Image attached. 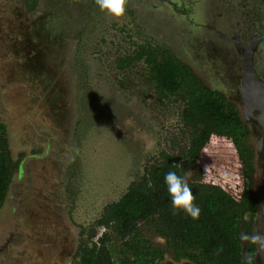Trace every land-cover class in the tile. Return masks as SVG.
<instances>
[{
	"label": "rangeland",
	"instance_id": "374dc122",
	"mask_svg": "<svg viewBox=\"0 0 264 264\" xmlns=\"http://www.w3.org/2000/svg\"><path fill=\"white\" fill-rule=\"evenodd\" d=\"M151 1L127 0L117 18L95 0H0V119L11 169L0 264H72L79 246L103 231L114 238L96 225L104 207L139 183L160 152L180 156L197 139L196 165L183 171L188 181L214 183L235 198L246 185L262 197L264 144L255 151L262 130L239 98L243 53L233 39L237 31L244 44L259 38L254 67L264 80V0ZM144 43L170 52L236 105L255 152L250 177L228 138L183 123L180 96L158 99L142 60L117 65ZM143 230L166 251L156 264L189 263Z\"/></svg>",
	"mask_w": 264,
	"mask_h": 264
},
{
	"label": "trees",
	"instance_id": "16d2710c",
	"mask_svg": "<svg viewBox=\"0 0 264 264\" xmlns=\"http://www.w3.org/2000/svg\"><path fill=\"white\" fill-rule=\"evenodd\" d=\"M137 60L146 65L156 96L160 101L180 96L185 101L181 118L186 126H202L208 134L228 138L241 165L243 177L253 173L255 152L249 130L236 105L221 92L202 86L191 70L170 52L149 43L118 58L120 68ZM7 125L0 119V208L11 181L10 159L6 146ZM200 140L192 141L180 156L159 153V160L150 165L137 184L130 185L118 200L107 204L96 225L103 231L90 246L78 248V260L72 264H156L166 251L145 237L143 228H152L165 239L175 261L188 264H247L253 255L257 264L256 246L241 239L252 234L260 209V196L243 186L238 198L227 194L214 183L188 181L200 208L198 219L183 210H174L164 176L175 171L184 176L186 168L195 167ZM120 244L115 245L114 241ZM118 253L114 257V253Z\"/></svg>",
	"mask_w": 264,
	"mask_h": 264
},
{
	"label": "water",
	"instance_id": "95a60500",
	"mask_svg": "<svg viewBox=\"0 0 264 264\" xmlns=\"http://www.w3.org/2000/svg\"><path fill=\"white\" fill-rule=\"evenodd\" d=\"M258 42L259 40L253 37L252 41L244 44L238 34L235 35L234 40L235 48L243 53L239 68V98L247 118L255 121L262 130V136L255 151L262 149L264 141V80L258 75L254 67V52ZM260 199V209L257 215L259 222L264 213V193ZM257 264H264V252L258 253Z\"/></svg>",
	"mask_w": 264,
	"mask_h": 264
},
{
	"label": "clouds",
	"instance_id": "9594fccd",
	"mask_svg": "<svg viewBox=\"0 0 264 264\" xmlns=\"http://www.w3.org/2000/svg\"><path fill=\"white\" fill-rule=\"evenodd\" d=\"M96 5L102 12H107L114 17H122L126 12L127 0H95ZM218 147V145H213ZM207 152V150H206ZM209 168H206V174ZM223 178L227 182L229 173L227 171L222 173ZM164 181L167 186V192L171 198L172 207L174 210H183L193 219H198L200 215V208L194 203L195 196L192 188L189 186L186 176H180L175 171H169L164 176ZM241 239L250 242L256 246V253L264 252V234L252 233L242 234ZM253 255L247 258V264H253Z\"/></svg>",
	"mask_w": 264,
	"mask_h": 264
},
{
	"label": "flooded vegetation",
	"instance_id": "af4514ba",
	"mask_svg": "<svg viewBox=\"0 0 264 264\" xmlns=\"http://www.w3.org/2000/svg\"><path fill=\"white\" fill-rule=\"evenodd\" d=\"M147 2H149V0H146ZM168 1V0H167ZM167 1H163V0H152L151 1V5L152 6H156L157 7V5H160L161 3H164V2H167ZM236 34H238L239 35V37H240V32L239 31H237L236 32ZM235 34V35H236ZM253 37H256L255 35H253L252 36V39H253ZM257 38V37H256ZM241 39V38H240ZM252 39H251V41H252ZM258 40H259V38H257ZM234 40H235V36H234V39H233V43H234ZM259 43V42H258ZM248 44V43H247ZM235 47V46H234ZM236 49V48H235ZM257 49V48H256ZM256 49H255V52H256ZM237 50V49H236ZM238 52H241L240 50H237ZM255 52H254V55H255ZM213 91H217V90H213ZM246 124V123H245ZM263 144H264V141H263ZM257 221H258V225H259V229H260V234H264V213L261 215V217H260V222H259V220H258V216H257Z\"/></svg>",
	"mask_w": 264,
	"mask_h": 264
}]
</instances>
